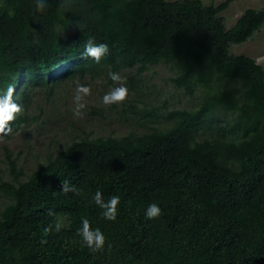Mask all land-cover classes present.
Returning a JSON list of instances; mask_svg holds the SVG:
<instances>
[{
  "label": "trees",
  "instance_id": "trees-1",
  "mask_svg": "<svg viewBox=\"0 0 264 264\" xmlns=\"http://www.w3.org/2000/svg\"><path fill=\"white\" fill-rule=\"evenodd\" d=\"M230 1L45 0L38 11L37 0H0V90L15 87L23 108L4 138L38 120L39 91L129 70L132 92L115 104L123 134L78 133L30 173L5 147L0 264H264V65L232 51L264 26V7L228 27ZM89 39L108 45L99 63L82 56ZM161 62L193 106L158 103L141 75ZM97 191L120 197L115 221ZM151 203L162 215L149 220ZM85 218L102 251L84 245Z\"/></svg>",
  "mask_w": 264,
  "mask_h": 264
},
{
  "label": "rangeland",
  "instance_id": "rangeland-1",
  "mask_svg": "<svg viewBox=\"0 0 264 264\" xmlns=\"http://www.w3.org/2000/svg\"><path fill=\"white\" fill-rule=\"evenodd\" d=\"M203 1L206 4H219L225 0ZM248 7H264V0H231L227 8L221 12L225 16L228 27H232ZM232 51L253 56L264 65V26L247 41L233 44ZM127 71L129 70H126L125 76L121 75V77L125 80L129 97L132 92L129 90V83H127V78L130 75V72ZM141 76L146 86L156 85L160 90L161 93L157 99L160 104H164L168 100V104L176 107H191L196 103L190 94L185 93L181 88H176L170 79L171 68L166 63L161 62L153 65ZM77 83L91 88V95L85 97L83 101L86 107L82 110V118L73 116L75 107L73 97ZM115 86L117 85L114 82H109L106 75L97 79L87 75L58 87L53 96L49 97L39 91L35 95L31 107V116L39 115L38 120L31 121L13 133L11 137L4 138L3 142H0V166L7 167L5 147L9 149L12 158L18 159L19 165L23 166L25 172L30 173L37 167L38 162L45 160L49 152H54V149L70 142L78 133L96 135V133L108 132L112 129L116 130L117 134L125 133L127 126L119 119L116 105L106 106L102 102L104 94ZM145 90H149L148 87ZM121 104L123 103L118 105ZM4 200L5 198L0 197V209Z\"/></svg>",
  "mask_w": 264,
  "mask_h": 264
},
{
  "label": "clouds",
  "instance_id": "clouds-1",
  "mask_svg": "<svg viewBox=\"0 0 264 264\" xmlns=\"http://www.w3.org/2000/svg\"><path fill=\"white\" fill-rule=\"evenodd\" d=\"M46 7L45 0H37L36 8L38 11H43ZM63 7V5H61ZM108 45L101 43L95 44L91 39L86 41L82 56L91 58L99 63L100 60L108 53ZM109 78L117 85L109 92L104 94L102 102L104 105L123 103L128 97V88L125 85V80L119 73L109 72ZM15 87L9 86L6 90H0V142H3L4 137L10 135L13 131L12 122L15 121L17 115L23 111L20 104L14 101ZM91 95V88L89 86L77 83L75 94L73 97L75 107L73 108V116L82 118V110L86 107L83 103L85 97ZM62 192H76V189L67 181H62ZM96 205L103 209V217L109 221H115L118 215V205L120 203L119 196H112L108 201H104L102 193L97 191L93 197ZM49 215H54L53 211L49 210ZM162 215V209L156 203H151L145 213L146 219H156ZM62 225L57 223L55 230L60 231ZM52 231L51 226L44 229V234L47 236ZM82 241L91 251H102L105 245V235L99 229H92L88 219L82 220V228L78 230ZM41 243H47L42 240Z\"/></svg>",
  "mask_w": 264,
  "mask_h": 264
}]
</instances>
